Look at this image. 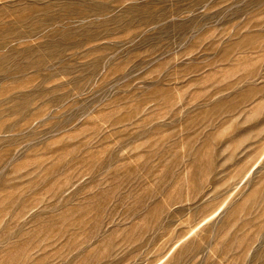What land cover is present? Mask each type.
<instances>
[{"label":"rangeland","instance_id":"rangeland-1","mask_svg":"<svg viewBox=\"0 0 264 264\" xmlns=\"http://www.w3.org/2000/svg\"><path fill=\"white\" fill-rule=\"evenodd\" d=\"M0 264H264V0H0Z\"/></svg>","mask_w":264,"mask_h":264}]
</instances>
